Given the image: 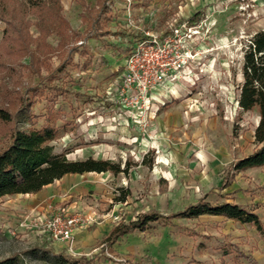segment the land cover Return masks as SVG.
<instances>
[{
    "label": "rangeland",
    "instance_id": "rangeland-1",
    "mask_svg": "<svg viewBox=\"0 0 264 264\" xmlns=\"http://www.w3.org/2000/svg\"><path fill=\"white\" fill-rule=\"evenodd\" d=\"M97 2L62 0L68 27L41 35L36 11H19V1L7 14L11 25L0 12V107L13 115L0 118V149L15 128L40 127L51 113L56 152L110 159L129 172L67 174L40 197L0 198V259L54 264L45 251L53 249L95 257L83 264H264L254 225L209 214L151 222L102 247L115 225L148 210L171 215L203 196L238 202L264 222V167L223 179L234 156L256 147L258 112L243 111L238 97L246 45L264 28V0H107L94 22ZM195 13L202 17L186 41V62L150 95L127 96L124 62L134 41ZM53 83L70 93L51 91ZM70 213L85 222L68 241L49 239L47 221Z\"/></svg>",
    "mask_w": 264,
    "mask_h": 264
},
{
    "label": "trees",
    "instance_id": "trees-1",
    "mask_svg": "<svg viewBox=\"0 0 264 264\" xmlns=\"http://www.w3.org/2000/svg\"><path fill=\"white\" fill-rule=\"evenodd\" d=\"M18 1L21 5L19 11H23V8L36 11L40 24V35L42 31H48L46 28L58 30L61 22H64L68 27V20L62 13V0H0L2 16L7 18L9 11L16 10ZM106 2L107 0H98L99 12L94 22H97L99 15L107 10ZM201 17L200 13H195L188 21L196 24ZM6 21L11 25L12 18L8 17ZM57 23L59 24L56 27ZM242 74L243 82L240 85L238 103L243 111L256 110L258 112L259 121L254 134L256 147L250 154L242 157L234 156L233 161L224 170L223 179L224 177L228 179V176L233 172L264 167V28L252 33L249 43L246 45ZM47 87L56 93H70L68 89H64L58 84L53 83ZM41 89L40 86V91H42ZM75 94L85 96L80 92ZM0 118L4 121H11L13 115L6 108L0 107ZM57 135L58 126L51 113L45 117L40 127L33 125L29 128H15L13 130L10 142L0 149V198L6 195L37 193L67 174L108 171L115 174L129 172V167H122L120 163L110 159L93 156L71 159L68 156L69 151L56 152L52 142L57 138ZM226 179L224 180L226 181ZM205 214L223 216L243 224L254 225L264 237V222L253 209L228 200L214 203L203 196L171 215H164L157 210H148L140 213L136 219L128 223L123 222L115 225L104 238L102 247L104 249L111 247L120 236L131 230H146L151 222L161 219L167 220L173 216L196 218ZM46 244L44 248H49V244ZM45 251L53 253L54 264H83L95 259V257L86 255L74 256L65 251L54 253L53 249H45ZM0 264L26 263L21 261L19 254H13L0 259Z\"/></svg>",
    "mask_w": 264,
    "mask_h": 264
},
{
    "label": "built area",
    "instance_id": "built-area-1",
    "mask_svg": "<svg viewBox=\"0 0 264 264\" xmlns=\"http://www.w3.org/2000/svg\"><path fill=\"white\" fill-rule=\"evenodd\" d=\"M196 27L197 24L179 21L165 33L146 31L143 37L136 39L125 57L123 92L127 96L139 97L155 91L167 79L169 72L186 62V41ZM85 220L79 213L55 215L47 221V237L54 242L68 241L72 238L73 229Z\"/></svg>",
    "mask_w": 264,
    "mask_h": 264
},
{
    "label": "crops",
    "instance_id": "crops-1",
    "mask_svg": "<svg viewBox=\"0 0 264 264\" xmlns=\"http://www.w3.org/2000/svg\"><path fill=\"white\" fill-rule=\"evenodd\" d=\"M116 1H117V2H119V1H124L125 3L128 2V0H116ZM131 3H132V0H131ZM62 178H63V177H62ZM58 180H59V179H58ZM58 180H56V181H58ZM56 181H55V182H56ZM55 182H53V183H51V184L45 186L42 190H40V191L37 192V193H27V194H18V195H34V196L40 197V195H41L42 192L45 190V188H47V187L53 185Z\"/></svg>",
    "mask_w": 264,
    "mask_h": 264
}]
</instances>
